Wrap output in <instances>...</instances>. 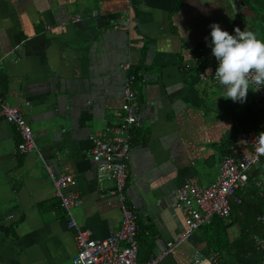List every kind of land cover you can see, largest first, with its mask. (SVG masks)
<instances>
[{
	"label": "crops",
	"instance_id": "obj_1",
	"mask_svg": "<svg viewBox=\"0 0 264 264\" xmlns=\"http://www.w3.org/2000/svg\"><path fill=\"white\" fill-rule=\"evenodd\" d=\"M130 2L0 0V95L21 111L55 173L74 175L75 185L64 191L78 192L74 220L94 237L119 224L116 201L105 194L112 182L96 181L90 150L91 138L121 116L122 63L128 61L135 73L140 112L126 161V194L134 210L144 188L166 182L172 188L189 178L205 186L216 177L223 154L248 153L234 134L243 131L246 107L260 101L250 86L245 102H234L223 96L218 81L199 73L212 68L206 58L210 25L248 29L253 13H264V3L260 8L255 0ZM93 33L92 45L84 39ZM82 81L85 99L79 107L58 89L67 82L72 93L80 92ZM55 120L62 126L47 125ZM18 140L14 127L0 117V264H71L73 231L36 153H15ZM171 206L174 218L138 215L140 260L161 251L182 230L181 215ZM227 234L235 238L237 226ZM195 251L200 261L192 257ZM208 254L197 229L156 264H209Z\"/></svg>",
	"mask_w": 264,
	"mask_h": 264
},
{
	"label": "built area",
	"instance_id": "obj_2",
	"mask_svg": "<svg viewBox=\"0 0 264 264\" xmlns=\"http://www.w3.org/2000/svg\"><path fill=\"white\" fill-rule=\"evenodd\" d=\"M131 6L130 0H124ZM79 17H71L72 22ZM128 19L123 21L126 25ZM119 25L113 29H119ZM49 29V27H46ZM19 45L14 46L13 53ZM206 58L212 64L211 72L199 73L201 79L214 78L218 61L210 50ZM123 77L121 80V116L119 121L107 124L101 133L91 138L90 155L94 164L96 181L110 180L112 186L105 194L114 197L119 211L118 227L104 237H94L91 231L80 228L75 223L72 208L80 203L77 191L64 190L75 185V177L71 173H55L51 165L39 153L34 141V133L21 111L7 103L0 95V117L11 124L17 135L15 153L24 155L35 152L53 187V195L62 209L67 228L73 231L75 252L70 258L71 264H156L158 260L169 254L177 245L185 241L198 227L205 224L215 215L226 218L229 215L230 202L238 203L240 199L235 194L239 188L246 184L251 171L258 169L264 161V155L257 156L255 138L258 135L254 130L238 131L234 139L241 140L248 148V153L223 155L218 163V173L214 180L205 186H200L194 178L177 185L174 189L173 207L181 215L183 227L179 235L165 243L164 248L146 260L137 259V219L134 209L129 205L126 195L127 155L130 150L131 132L140 124L139 102L133 90L135 73L130 70V64L125 61L120 65ZM264 103V85H251ZM261 87V88H259ZM259 88V89H258ZM258 89V90H257ZM259 127L264 131V111ZM254 246L261 248L262 244L257 238ZM193 259L199 260L198 253H193ZM216 253H209L207 260L214 262ZM200 261V260H199ZM264 264V261L263 263Z\"/></svg>",
	"mask_w": 264,
	"mask_h": 264
},
{
	"label": "trees",
	"instance_id": "obj_3",
	"mask_svg": "<svg viewBox=\"0 0 264 264\" xmlns=\"http://www.w3.org/2000/svg\"><path fill=\"white\" fill-rule=\"evenodd\" d=\"M261 2V3H260ZM258 7H262L264 0H255ZM253 9V7L251 6ZM257 9V7H256ZM254 21L248 29L253 31L257 38L264 41V13H253ZM236 24L228 30L235 35ZM264 111V103L260 99L258 103L246 107L247 121L241 130H254L260 133L259 127ZM244 144V143H243ZM245 147V144H244ZM223 155H234L232 153ZM240 201L230 202L229 215L221 218L213 215L209 221L198 227L206 250L216 253L214 262L209 264H262L264 261V161L261 167L251 171L246 184L235 191ZM237 226L238 234L235 238H229L227 228ZM260 240L262 247L254 246V239ZM137 259L138 258L137 255Z\"/></svg>",
	"mask_w": 264,
	"mask_h": 264
},
{
	"label": "clouds",
	"instance_id": "obj_4",
	"mask_svg": "<svg viewBox=\"0 0 264 264\" xmlns=\"http://www.w3.org/2000/svg\"><path fill=\"white\" fill-rule=\"evenodd\" d=\"M210 28L209 46L218 61L214 78L223 86L224 97L243 103L251 85H264V41L253 31L238 27L234 29L235 35L222 30L218 23ZM255 150L257 156L264 155V131L255 138Z\"/></svg>",
	"mask_w": 264,
	"mask_h": 264
},
{
	"label": "water",
	"instance_id": "obj_5",
	"mask_svg": "<svg viewBox=\"0 0 264 264\" xmlns=\"http://www.w3.org/2000/svg\"><path fill=\"white\" fill-rule=\"evenodd\" d=\"M125 34V33H124ZM96 34L93 33L91 34L89 37L85 38V41H93L92 38L96 37ZM101 37H103V35H101ZM91 41V42H92ZM93 45V42H92ZM121 71V68H120ZM121 80L123 77V72L121 71ZM86 82V81H85ZM82 83L79 85V91L78 92L76 89L74 90V93H72L69 90V86L68 83L65 82L64 84V88L63 91L61 92V89H58V91L64 95L68 94V98H71L73 103L78 104L79 107L84 105V93L83 90L81 89L82 87ZM119 91H121V88L119 87ZM89 95V93H88ZM58 100V99H57ZM61 101V99H60ZM65 116V115H62ZM61 121L59 120H55L54 123L53 122H49V124H47L48 126L52 125H58V126H62L60 124ZM171 185H169L168 182L166 183H157V184H152L151 186L144 188L142 190L141 195L139 196V206L138 208L136 207L135 212L137 215L140 214L142 216V213L144 216H148V218L150 220L155 221V219H158L160 217L161 214L163 213H168L170 216H172L174 218V211L172 210V206L174 203V189L175 185L172 186V188L170 187ZM175 186V187H174Z\"/></svg>",
	"mask_w": 264,
	"mask_h": 264
},
{
	"label": "rangeland",
	"instance_id": "obj_6",
	"mask_svg": "<svg viewBox=\"0 0 264 264\" xmlns=\"http://www.w3.org/2000/svg\"><path fill=\"white\" fill-rule=\"evenodd\" d=\"M262 25L264 26V22H262ZM241 145H243V143H241ZM135 211V210H134ZM138 216V215H137Z\"/></svg>",
	"mask_w": 264,
	"mask_h": 264
}]
</instances>
